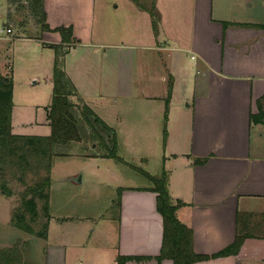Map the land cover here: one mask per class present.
Segmentation results:
<instances>
[{
	"label": "crops",
	"instance_id": "1",
	"mask_svg": "<svg viewBox=\"0 0 264 264\" xmlns=\"http://www.w3.org/2000/svg\"><path fill=\"white\" fill-rule=\"evenodd\" d=\"M6 2L0 11H13L12 1ZM244 6L248 11L227 15L215 11L214 0L44 1L50 28H73L77 43L66 55L67 75L119 139L125 134L116 124L124 117L117 115L120 102L139 97L153 128L166 124L162 170L177 216L193 232L194 251L211 256L246 233L238 255L194 264H264V121L252 120L264 98V30L254 26L264 25V0H243ZM109 10L123 16L129 42L100 36ZM7 17L6 31L15 22ZM43 34L50 45L60 44L59 34ZM148 188H123L115 261L139 256L152 259L126 264H158L163 220L157 194ZM48 244L43 264H107L99 255L94 263L69 259L65 244Z\"/></svg>",
	"mask_w": 264,
	"mask_h": 264
},
{
	"label": "rangeland",
	"instance_id": "2",
	"mask_svg": "<svg viewBox=\"0 0 264 264\" xmlns=\"http://www.w3.org/2000/svg\"><path fill=\"white\" fill-rule=\"evenodd\" d=\"M0 1V8H4L6 0ZM235 3L236 0H214L215 11H222L227 15L230 14L229 11H248L243 7V0H238V8L234 7ZM147 5L149 6L150 2ZM12 8L13 11H0V37H3L0 38V73L5 80L12 81V133L48 136L51 128L46 124V114L53 96L51 72L53 73L55 56L54 50H48L46 47L53 45H50L51 38L41 32L40 25L25 2H13ZM249 11H256V8ZM8 13L15 21L10 27L11 34L7 33L5 27ZM104 15L106 22L103 35L100 36L110 43L129 42V34L132 32L127 26L120 24L123 16L115 14L112 10L105 11ZM16 37L27 41H13ZM91 72L93 73V70ZM94 87L96 89V82L93 83L92 89ZM87 96L89 102H95L94 95ZM138 98L127 104L120 102L116 109L118 116H124L122 123H116L119 130L125 132L120 135L119 156L123 162L84 158L78 154L54 160L50 174L51 187L46 191L49 193L50 215L47 217L42 210L43 202L38 200L40 215L32 224L36 231H41L48 223V234L51 225L49 237L47 235L46 239L15 228L12 219L21 206L22 194L26 187L33 186L42 177H46L47 173L39 170L35 163L32 164L31 168L25 170V185L20 180L21 170L12 164L9 158L0 162V169L4 174L2 180L0 179V249L18 244L20 249H27L24 255L29 261L34 262L36 258L37 262L43 264L47 243H62L68 248L69 259L81 258L85 263H94L99 255L107 264L118 262V259L115 261L118 238V214L115 204L119 189L150 187L153 184L141 171L159 176L164 164L162 133L165 124L163 122V127L153 128V123L147 118V113L151 111L145 107L142 99ZM126 105L134 106L133 110L125 111ZM79 177L83 178V184L82 181L74 182ZM2 181L7 185L9 195L1 190Z\"/></svg>",
	"mask_w": 264,
	"mask_h": 264
},
{
	"label": "trees",
	"instance_id": "3",
	"mask_svg": "<svg viewBox=\"0 0 264 264\" xmlns=\"http://www.w3.org/2000/svg\"><path fill=\"white\" fill-rule=\"evenodd\" d=\"M45 0H12V3L28 5L32 16L36 18L42 33H57L61 38L58 45L50 46L54 50L53 64V96L47 120L51 128L48 136H26L12 133L13 93L11 80H5L0 73V162L9 158L21 170L20 180L25 184L26 169L36 164L39 170L47 173L33 186L26 187L22 194L21 206L13 215L12 225L39 238H47L48 223L41 231L32 226L40 215L37 201H42V210L49 217V191L51 187V172L53 162L57 158L71 157L78 154L84 158H102L121 163L119 156L120 139L114 128L110 127L98 114L79 97L78 90L65 70L66 55L72 44L77 43L72 27L50 28L47 14L44 10ZM139 3V0H134ZM20 8H22L20 6ZM154 14V11L151 12ZM225 27L232 23H223ZM264 30V25H254ZM171 97V86L166 105ZM259 114L253 116L254 123L264 121V98L258 102ZM166 120V118H165ZM166 124L164 125V141L166 140ZM197 163L203 162L197 160ZM151 185L148 190L157 194V211L163 220V242L160 254L155 258L158 264L170 260L174 264H194L211 259L225 258L238 255L247 235L240 231L233 244L211 256L199 255L194 251L193 232L182 223L177 216V206L173 204L168 189V173L162 170L159 176H152L141 171ZM4 174L0 169V179ZM26 185V184H25ZM1 190L10 194L7 185L2 181ZM115 204L117 212L121 209L122 193ZM240 220V217H239ZM18 244L7 249H0V264H35L24 255L27 249H20ZM23 253V254H22ZM151 257L119 256L118 263L126 264L131 261L144 262Z\"/></svg>",
	"mask_w": 264,
	"mask_h": 264
},
{
	"label": "water",
	"instance_id": "4",
	"mask_svg": "<svg viewBox=\"0 0 264 264\" xmlns=\"http://www.w3.org/2000/svg\"><path fill=\"white\" fill-rule=\"evenodd\" d=\"M8 80V79H6ZM74 181H77L78 183H81V178L79 177L78 179H75Z\"/></svg>",
	"mask_w": 264,
	"mask_h": 264
},
{
	"label": "built area",
	"instance_id": "5",
	"mask_svg": "<svg viewBox=\"0 0 264 264\" xmlns=\"http://www.w3.org/2000/svg\"><path fill=\"white\" fill-rule=\"evenodd\" d=\"M11 32H12L11 29H8V30H7V33H11Z\"/></svg>",
	"mask_w": 264,
	"mask_h": 264
}]
</instances>
